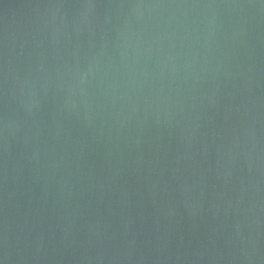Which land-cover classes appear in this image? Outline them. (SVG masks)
Masks as SVG:
<instances>
[{
    "label": "water",
    "instance_id": "water-1",
    "mask_svg": "<svg viewBox=\"0 0 264 264\" xmlns=\"http://www.w3.org/2000/svg\"><path fill=\"white\" fill-rule=\"evenodd\" d=\"M0 264H264V0H0Z\"/></svg>",
    "mask_w": 264,
    "mask_h": 264
}]
</instances>
